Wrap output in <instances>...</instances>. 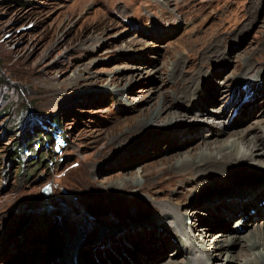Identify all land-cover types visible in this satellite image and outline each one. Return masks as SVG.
<instances>
[{
	"label": "rangeland",
	"instance_id": "374dc122",
	"mask_svg": "<svg viewBox=\"0 0 264 264\" xmlns=\"http://www.w3.org/2000/svg\"><path fill=\"white\" fill-rule=\"evenodd\" d=\"M152 31L155 32L151 34ZM167 31L171 33L164 34ZM237 31L240 32L237 34ZM218 38L223 43L220 50L226 57L218 58V53H214L200 62L202 53L217 44ZM239 51L247 53L238 58ZM228 54L232 56L228 58ZM244 56L251 57L252 63L255 61V72L264 70V0H0V198L3 199L0 211V217L3 216L0 259L3 260L0 264H34L40 258L53 263V258L46 256L42 249L59 254L64 251V245H71L81 239L80 236L84 239L88 230V236L95 238L97 229L100 232L114 226L123 228L125 224L129 227L131 218L137 215L145 217L143 221H150L167 213L163 210L168 207L188 209L190 213L197 210L188 221L193 223L197 217L202 222L200 229L211 226L208 213L199 206L207 201L213 205L211 199L216 198L209 196L220 190H225L227 195L232 188L223 186L222 189L226 182L219 177L208 175L210 179L215 178L199 181V176L191 175L190 180L194 182H184L188 181V176L184 180L181 175H177L178 178L168 171L157 183L135 179L140 186L120 189L124 187L120 176L135 174L136 178L138 172L140 178L143 171L161 174L172 162L187 157L185 153L200 143L214 147L219 138L226 137L232 142L235 135L229 136V132L243 131L254 125L257 129L264 127V110L258 113L262 111L259 103L252 109L257 110L254 117L250 118L252 111L248 108L246 117L238 120L244 123L231 125L233 128L220 136L215 128L207 126L220 118L229 100L223 104L217 102L210 111L206 109L197 116L196 109L188 117L181 116L175 128L163 129V120H158L154 127L124 132L138 121L144 122L158 103L163 101L171 106L172 91L177 90L178 85L169 81L173 78L169 77L177 58L186 71L189 67L195 70L204 67L199 77L202 79L218 66L228 65L224 73L218 74L221 75L217 80L219 85L220 81H225L227 73L237 77L248 72ZM119 77L130 79L126 84H119L114 80ZM236 85H241V78ZM194 86L196 83L190 88ZM121 88L126 90V95ZM244 94L241 95L243 101ZM24 106H32L42 114H27L30 126L41 127L30 128L27 134L36 137L32 142L34 153L40 144L45 146L39 152L45 154L48 167L33 163L35 156L25 151L28 157L26 154L21 169L12 153L15 148L12 142L17 136L22 139L19 130L27 127V116L26 120L16 117L21 108L27 109ZM237 109H230L229 114H235ZM181 112L171 106V110L163 114H183ZM192 121L205 126L199 133L204 140L193 141L196 135L190 139L199 130V127L189 129L186 123L191 125ZM8 122L7 127L12 129L16 124V128L5 137L4 123ZM216 126L219 128L221 123ZM46 132L48 135L54 132L56 139L51 134L52 140L48 137V143ZM177 132H183L180 140H175ZM211 133L213 137L205 140ZM166 134L171 136L160 146L142 148L148 136L146 142L152 143L154 138ZM126 154L131 157L125 159ZM253 166L255 168L236 166L230 176L237 180L255 179L260 174L252 168L264 170V167L256 161ZM46 186L50 188L48 194L44 192ZM240 199L243 200L241 196ZM54 208L58 210L53 211L55 214L51 211ZM65 212L68 216L63 217ZM59 219L62 223L54 224L59 229L54 231L53 222ZM236 219L240 220L236 216L230 220L229 231L234 230ZM258 226H264L262 218H258L254 228ZM143 230L156 231L147 227ZM131 232L126 233L132 235ZM221 232L213 231L210 238ZM120 244L121 241L119 247ZM214 245L218 243L215 241ZM228 251L239 258L237 264H245L246 255L240 253L239 245H233ZM94 255L95 262L102 264ZM123 255L126 256V251ZM123 255L118 258L120 263ZM173 256L161 264L173 260ZM204 256L207 258V254ZM131 260L129 264H133ZM213 260L208 263L212 264Z\"/></svg>",
	"mask_w": 264,
	"mask_h": 264
},
{
	"label": "bare ground",
	"instance_id": "6f19581e",
	"mask_svg": "<svg viewBox=\"0 0 264 264\" xmlns=\"http://www.w3.org/2000/svg\"><path fill=\"white\" fill-rule=\"evenodd\" d=\"M247 26L248 22L243 24L244 28ZM154 32L155 31H152L151 34H153ZM238 32L240 31H237V34ZM170 33L171 31L164 32V34L166 35H169ZM222 47V41L214 44L212 47L207 49V52L205 51L202 53V58L200 57L199 61L204 62L207 57L214 53H218V58L222 57L224 59V57L226 56H224V54H222L220 50L222 49ZM232 50H230L229 53H232ZM235 50H237V48L234 49V51ZM209 51L210 53L208 54ZM240 51L237 53L239 54ZM246 53L247 51L243 54L240 53L238 55V58L242 55H245ZM231 56L232 55L228 54V58H230ZM242 59H244L245 65H249V69L246 67V71L248 72L244 75H237V77H231V75L229 76V73H227L225 76V81H220L218 85V77H221V75L218 74L224 73L227 70L228 65L218 66L217 69H214L210 73V76L202 79L199 77L202 73H204V67L200 70H195L194 68L189 67L186 71L183 69L184 66L182 65L181 59L177 58L176 62H174L172 66V72L169 77L173 78L169 79V81L172 80L174 83H177L178 88L177 90L172 91L174 100H171L170 104L172 108H174V110L179 112L185 111L186 113L181 112L183 114H163L164 112L168 113V111L171 110V106L166 105L162 101V103H158L159 105H157V107L153 109L152 113L145 119L144 122L138 121L133 126H128L127 131L124 133L134 132L136 131V129L142 127H154L156 126V122L158 120H163V129L175 128L178 119L181 116L188 117V114L193 113L195 109L197 116V113H204V110L206 109L210 111L209 108L217 102H221L223 104L225 101L229 100L228 105L223 109L221 114H219L220 118H215V121L207 126L210 129L215 128V133L220 136L228 129L236 127L235 124L238 122L239 118L246 117V111L248 110V108H250V110L252 111L253 107H256V105L259 103V106L261 107L260 110L262 111H258V113L263 112L264 70L260 73L255 72L253 70L255 61L254 63H252L250 60L251 57L246 56H244ZM175 67L177 68V71ZM165 71L166 70H164L162 74ZM254 73H256L257 76H255ZM177 76H179L180 79L179 77L177 79ZM240 78L241 85H236ZM129 79L130 77H119L114 80H116V82L119 84L121 82H123V84H126ZM192 83H196V86L191 89L190 87ZM212 84H215V86L213 87ZM115 89L119 90L117 87ZM120 91L123 94L125 93L126 95L125 89L121 88ZM246 91H249V94L244 98L243 101L241 95ZM165 94L166 92L163 93V95ZM248 103H250V105ZM235 107L238 108L236 113L233 114L232 112V115L229 114V110L231 109L232 111ZM256 111L257 110L250 112V118L254 117ZM245 120L246 118L244 119V121ZM201 122L205 121L201 120ZM216 123H221V126L218 128L216 126ZM242 123L244 122H238L237 124L239 125ZM186 125L189 127V129L199 127V130L195 132L190 137V139L196 135L193 138V141L197 140L198 138L204 140V136H201L199 134L200 131H203L205 127L204 125H199V123H195V121H192L191 125L190 123H186ZM261 128L264 127L258 126L257 129L254 125L253 127H250L243 131L229 132V136L235 135L234 140L232 142H228V138L226 139V137L223 139L219 138V140H217V142L215 143L217 145H215L214 147H212V145H210L211 147H205L200 143L199 146L193 147L185 153L187 157H184V159L180 161L178 159L177 161L172 162L171 166L168 169L164 168L162 173L158 174L159 176L145 171H143L144 173L140 175V178L138 176V172L136 178L135 174H124L123 176H120L121 182L122 184H124V187L120 189H125L132 186H140L141 183H139L138 181L141 179L145 180V182H151V184L157 183L158 181L164 179V176L162 174L168 173V171L173 172L172 175H181L183 179L184 177L186 178V176H188V181L184 179V182H194L193 179L190 180L191 175H195V177L199 176V181L204 180V178L207 181H211L215 178L212 177L210 179L209 177H207L208 175H215L219 177V179H221L223 182H226V184H222V189L224 188L223 186H231L232 188H230L229 192H227V195L225 190H220L221 193L220 191H215L211 196H209L211 198H216L211 199V202H214L213 205H210V202L207 201L205 202V205L199 206V209H202L203 212L208 213L212 223L211 226H206V228L200 229V225L202 224V222L198 221L197 217H195L193 223L188 221V218H190V216L193 217V215L198 213L197 210L190 213L188 209H173L168 207L167 209L163 210L167 213H164L163 216H160L159 214V216L153 217V219L150 221H143L146 218H142L137 215L133 216L136 218H131L132 220L129 223V227H127L128 225L125 224L123 228L114 226L100 232L97 229L95 238H93L94 236L92 234V236H88V230L84 239V236H80L81 239H76L75 242L71 245L68 246L67 244V247H65L66 245H64V251L61 250L59 254L44 252L45 249H42V252L46 256L53 258V263H49L43 258H40L38 259V261H35L34 264H97L94 260V253L96 254L97 258H99L102 264H129L128 260L131 259V262L133 264H161L162 261L168 260L167 258L173 255L174 259L169 260L164 264H209L208 262L211 258H214L212 264H237L239 258L237 256H234L232 252L228 251L229 249H232L233 245H239L240 253L246 255L245 264H264V226H258L254 228V225L258 223V218H262L264 220V170L252 168V170H256V172L260 175L251 180H239L238 178V181L236 178H234V176H230L231 170L234 169V167H241V165L246 166V168L250 166L254 167V161H256L257 164L260 163L264 167V129L261 130ZM181 134H175V140H180L179 137ZM170 136L171 134L162 135L154 138L152 143H147L146 139L149 137L148 136L143 141L141 146L142 148L145 147L146 149H154L155 146H160L161 143L169 140ZM212 137L213 134L211 133L209 138L205 140H209ZM261 138H263L262 142ZM202 148H204L203 151L200 150ZM161 153H163V150ZM130 157L131 156L129 154L124 155L125 159H129ZM175 157H178V155ZM173 158L168 159V161L171 162ZM250 162L252 164L248 165ZM135 179H138V181H135ZM252 187L256 188L257 190H253ZM130 190H132V188ZM240 196L243 200L240 199ZM220 197H222V199H220ZM2 202L3 199L0 198V205L2 204ZM169 202L174 203L171 200ZM174 204L179 205L178 203ZM1 208L2 205L0 206V211ZM251 208H255V212L251 211ZM53 211L55 212V210ZM54 212L53 214H55ZM200 214L203 215L204 213ZM235 216L240 218V220L236 219L234 222V230L239 234L235 233L233 228L230 231L228 229L230 220ZM168 218H171L172 221H168ZM2 219L3 216L0 217V222ZM249 222H251V224H249ZM254 222L256 224H254ZM107 224H109V222ZM110 226H113V224H110ZM246 226V229H248L249 231L244 235L242 233L244 232V230H246ZM144 227L156 229V233L148 232L146 230L144 231ZM249 227H253V230H250ZM182 228L184 230H182ZM216 230H220L222 232L216 236H212L213 238H210L211 233ZM128 231L139 233L133 234V232H131L132 235H129L128 233H126ZM162 231H164V233H162ZM165 235H167V237H164ZM69 236L72 235L69 234ZM89 237L91 238L90 241ZM143 237H146V239H143ZM199 240H201V243H198ZM120 241L121 244L119 247L118 243H120ZM215 241L218 243L217 246L214 245ZM18 243L20 244L21 242ZM18 243L16 245L18 248H20ZM85 249L87 250V254ZM125 251L126 256H124L125 254L123 255V252ZM104 252L106 253L104 254ZM204 254H207V258H205ZM120 255H123L122 263H120L118 260ZM147 256H149V258ZM180 257H182L183 259L177 261V258ZM2 260L3 259H0V262Z\"/></svg>",
	"mask_w": 264,
	"mask_h": 264
},
{
	"label": "trees",
	"instance_id": "16d2710c",
	"mask_svg": "<svg viewBox=\"0 0 264 264\" xmlns=\"http://www.w3.org/2000/svg\"><path fill=\"white\" fill-rule=\"evenodd\" d=\"M24 107H27V106H24ZM10 111V109L8 110V112ZM22 111H24V108H21L20 109V112L17 114V116L16 117H18V118H25V120H26V116L28 117V115L27 114H30V113H32V114H38V115H42L40 112H38L37 110H35L32 106H30V107H27V109L25 110V111H27V112H22ZM30 120H29V117L27 118V127H25V128H23L22 130H19L20 131V134L23 136V138L22 139H19V136H17V140L15 139L12 143H13V145H15V148L14 149H12V153H15V157H16V160L20 163V165H19V167H21L22 166V168L21 169H23V166H24V163H23V159H27V157H26V154H25V150H27V151H31V153L30 154H32V156H35V159L33 160V163H36L37 162V165L38 166H42V165H45V166H47L48 167V160H47V158H46V156H45V154L44 153H41V152H39V151H42L41 149H43V148H45V146L43 147L42 146V144H40L39 145V147L37 148L38 150H37V152L36 153H34V146L32 145V142L33 141H35L36 140V137H31V136H28V134L27 133H29V131H30V128H35V127H38L39 129H41V127H39L38 125H33V126H30ZM4 127H5V137L7 136V135H9V133H10V131H12L14 128H16V124H14L15 125V127L14 128H12V129H10L9 127H7L8 125H9V122L8 123H4ZM3 127V128H4ZM47 134V135H46ZM50 135H48V132H46L45 134H44V136L46 135V138H47V141H48V137H49V139H51L52 140V136H51V132L49 133ZM4 137V138H5ZM15 137V136H14ZM4 138L2 139V140H4ZM38 138H42V136H38ZM6 139V138H5ZM23 142H25L26 144H23ZM48 143H49V141H48ZM41 147V148H40ZM38 160V161H37ZM39 162V163H38ZM37 166V167H38ZM57 208H54V209H51V211H53V210H56ZM70 213V212H69ZM28 214V213H27ZM66 216H68V213L67 212H65V213H63V217H66ZM60 222V223H62V221L59 219V220H57L56 222H53V225L54 224H56L57 222ZM52 225V224H51ZM58 226H59V224H58ZM50 227H52V226H50ZM53 229H54V231H57V230H59L57 227H56V225H54L53 226Z\"/></svg>",
	"mask_w": 264,
	"mask_h": 264
},
{
	"label": "water",
	"instance_id": "95a60500",
	"mask_svg": "<svg viewBox=\"0 0 264 264\" xmlns=\"http://www.w3.org/2000/svg\"><path fill=\"white\" fill-rule=\"evenodd\" d=\"M50 190V188H49V186H46L45 188H44V192H45V194H48V191Z\"/></svg>",
	"mask_w": 264,
	"mask_h": 264
}]
</instances>
